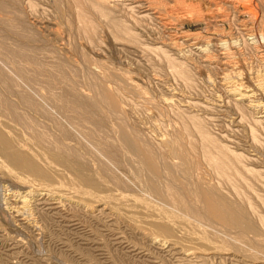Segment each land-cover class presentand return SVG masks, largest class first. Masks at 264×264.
<instances>
[{"label":"rangeland","instance_id":"rangeland-1","mask_svg":"<svg viewBox=\"0 0 264 264\" xmlns=\"http://www.w3.org/2000/svg\"><path fill=\"white\" fill-rule=\"evenodd\" d=\"M135 1L0 0V264H264V0Z\"/></svg>","mask_w":264,"mask_h":264},{"label":"bare ground","instance_id":"bare-ground-1","mask_svg":"<svg viewBox=\"0 0 264 264\" xmlns=\"http://www.w3.org/2000/svg\"><path fill=\"white\" fill-rule=\"evenodd\" d=\"M181 1V0H180ZM132 5H133V7L132 8H138L139 10H141V12L143 13V14H145L146 16H153V15H156L157 14V9L159 8V7H161L162 6V2H161V0H136L135 2H133L132 3ZM129 9V8H128ZM144 16V15H143ZM145 17V16H144ZM250 29V28H249ZM246 31L247 32H249V30L248 29H246ZM228 87H230V93H232L234 96H237V97H239V99L238 100H243V99H249L250 98V95H248L247 94V92H245L244 90H243V87H242V85H230V86H228ZM251 98H252V96H251ZM255 105V104H254ZM254 105H252V107L253 108H256V107H258V108H261L260 106H254ZM264 117V116H263ZM207 141H209L210 142V139L208 138V137H206L205 138ZM212 144V143H211ZM216 146V145H215ZM10 148L12 149V147L10 146ZM22 154V153H21ZM21 154H19L20 156H18L17 154H12V159H13V162L14 163H16V164H19L20 166H22V167H28L32 172H34V173H36V174H38V173H40L41 172V170H40V167L34 162V161H30V160H28L26 157H23ZM220 154H221V158H222V155L223 156H226V154H225V152L223 151V150H221L220 151ZM226 158H227V156H226ZM223 159H225V157L223 158ZM223 159H221L222 161H219L218 163H217V167L218 168H221V167H224L225 166V164H224V162H226L225 160H223ZM223 164H224V166H223ZM43 172H45V171H43ZM48 172V171H47ZM15 175V174H14ZM39 175V174H38ZM47 175V174H46ZM43 176V175H42ZM39 177V176H38ZM42 178V177H41ZM47 178V177H46ZM55 179V178H54ZM52 186V185H51ZM43 191H46V193H47V195L50 197V198H55V196L54 195H52V192L50 191V189H48L47 187L43 190ZM108 192V191H107ZM20 193V192H19ZM7 194V193H6ZM34 193H33V191H31V193H29V194H27V195H25V196H21V202H22V207L21 208H19V209H21V210H16L15 212L20 216V215H24V213H27V211H28V208L30 207V205H29V203H30V200L29 199H27V197L28 196H32ZM55 194V193H54ZM13 195L14 196H19V194L17 193V192H13ZM41 195V194H40ZM44 195V194H43ZM47 196V197H48ZM44 197V196H43ZM81 197V196H80ZM59 198V197H58ZM47 199V198H46ZM55 199H57V198H55ZM55 199H52V200H55ZM112 198H109V196H108V198L107 197H102L101 198V200H103V202L105 203V204H115V203H113L112 202V200H111ZM33 200V199H32ZM58 200V199H57ZM61 200V199H60ZM99 200V199H98ZM6 201V199L4 198V202ZM102 202V203H103ZM103 203V204H104ZM6 204V203H5ZM50 204V203H49ZM55 205V204H54ZM56 206V205H55ZM122 211V210H121ZM24 217H26V216H24ZM27 219V218H26ZM23 221V220H22Z\"/></svg>","mask_w":264,"mask_h":264}]
</instances>
